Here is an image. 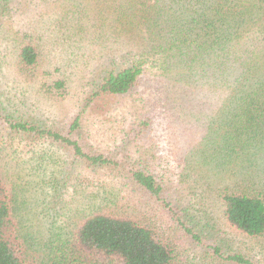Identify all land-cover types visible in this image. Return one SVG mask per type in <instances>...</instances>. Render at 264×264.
Masks as SVG:
<instances>
[{
    "label": "rangeland",
    "instance_id": "1",
    "mask_svg": "<svg viewBox=\"0 0 264 264\" xmlns=\"http://www.w3.org/2000/svg\"><path fill=\"white\" fill-rule=\"evenodd\" d=\"M122 4L120 0H0V175L9 189L20 195L26 232L38 237L45 221L73 230L95 204L138 215L152 203L128 183L126 174L144 169L157 176L166 174L173 186L183 188L182 200L197 209L192 208V212L206 217L201 222L206 231L203 244L216 241L225 255L241 253L264 264L260 244L230 228L216 194L210 192L232 184L236 166H229L221 175V167L204 166L193 158L196 154V159H201L200 151L211 148V140L216 141V151L224 149L220 147L224 123L216 115L223 106L222 96L227 95L211 89L210 94L200 92L203 98L199 100V96L178 92L172 87L174 78L180 79V72L170 62L157 65L153 57H147L146 76L133 92L92 99L95 81L141 58L139 48L129 52L132 44L126 43L121 34L123 24L116 15ZM144 35L145 44L150 45V34ZM30 42L38 47L40 56L38 77L32 81L22 76L17 61L20 44ZM257 55L249 58L255 81L264 73V53L261 58ZM59 79L66 81L68 96L52 98L41 92L44 84ZM249 110V116L257 118L261 114L254 107ZM238 114L240 111L229 118ZM77 116H81L82 125L75 138L87 152L115 162L116 168L92 171L65 146L27 131L19 134L8 129L10 124L22 123L65 135ZM213 119H217V137L209 135ZM142 121L148 126H138ZM257 129L251 123V136ZM54 183L60 199L50 206L48 196H52L49 193ZM97 191L108 193L106 199L103 194L98 197ZM114 198L126 205L116 210V203L109 201ZM201 205L207 213H199ZM52 208H61V215L49 212ZM189 248L184 264H200L198 258L206 249Z\"/></svg>",
    "mask_w": 264,
    "mask_h": 264
},
{
    "label": "trees",
    "instance_id": "2",
    "mask_svg": "<svg viewBox=\"0 0 264 264\" xmlns=\"http://www.w3.org/2000/svg\"><path fill=\"white\" fill-rule=\"evenodd\" d=\"M120 1L124 6L116 19L123 24L121 34L126 43L132 44L129 52L139 48L141 58L95 81L92 99L133 92L146 76L144 59L147 57H153L157 65L170 62L171 67L180 72V79L174 78L175 85H170L178 92L182 90L193 98L199 96V100L203 98L200 92L210 94L211 89L216 90L215 94L227 95V98L222 96L223 106L216 115L224 123L220 145L224 149L216 151V141L211 140L213 146L200 151L201 159H196V154L193 158L204 166L221 167V175L233 164L238 168L235 167L232 184L212 188L210 192L216 194L230 228L260 244L264 251V73L253 80L256 77L252 76L249 59L256 52L258 58L264 53V0ZM146 32L150 34V45L145 44ZM37 49L33 42L22 43L17 54L19 71L28 81L38 77ZM40 90L52 98H64L69 93L66 81L61 79L44 84ZM252 107L261 112L257 118L249 116ZM238 111L240 114L229 118ZM81 121V116L72 120L65 135L22 123L10 124L8 129L19 134L39 135L51 144L65 146L76 160L93 168L92 171L116 168L115 162L102 154L87 152L75 138L79 136ZM215 121L217 119L210 122L212 137L219 135ZM251 123L258 128L254 136L250 132ZM138 126H148V123L142 121ZM2 175L0 264H184L188 258L186 250L198 246L206 249L198 258L200 264H262L241 253L225 255L216 241L203 244L206 231L201 222L206 217H197L198 212H192V208L197 209L182 200L183 188L173 186L165 178L166 174L157 176L144 169L126 174L128 183L136 186L152 203L138 215L95 204L85 217L79 218L73 230H67L66 225L54 227V221H45L38 237L26 232L20 195L9 189ZM56 185L59 187L58 181ZM56 185L51 187L49 195L52 196H48L50 206L60 199L55 194ZM96 193L98 197L103 194L104 199L108 195L105 191ZM116 200H109L116 203L113 205L116 210L126 205ZM52 210L49 212L61 215V208ZM199 213H207L203 205Z\"/></svg>",
    "mask_w": 264,
    "mask_h": 264
}]
</instances>
